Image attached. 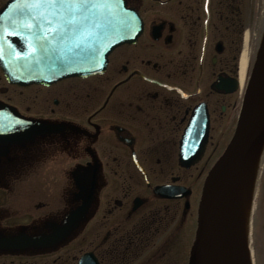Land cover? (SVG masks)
Masks as SVG:
<instances>
[{
	"label": "flooded vegetation",
	"instance_id": "1",
	"mask_svg": "<svg viewBox=\"0 0 264 264\" xmlns=\"http://www.w3.org/2000/svg\"><path fill=\"white\" fill-rule=\"evenodd\" d=\"M126 2L142 33L103 74L21 87L0 70V115L49 127L0 141V264H187L219 126L239 110L242 55L245 74L252 63V22L237 0ZM206 119L203 155L181 157L192 120Z\"/></svg>",
	"mask_w": 264,
	"mask_h": 264
},
{
	"label": "water",
	"instance_id": "2",
	"mask_svg": "<svg viewBox=\"0 0 264 264\" xmlns=\"http://www.w3.org/2000/svg\"><path fill=\"white\" fill-rule=\"evenodd\" d=\"M24 10V0H13L0 12V67L7 78L19 85H49L69 77H88L102 73L108 55L124 43H134L142 25L137 14L126 8L124 0H114L104 17L103 34L98 40H84L83 48L68 71L53 67V58L63 50L62 44L51 41L49 50L41 51L25 25L32 23ZM42 11V10H41ZM131 21L130 30H123L120 21ZM111 27H107V25ZM15 33V34H12ZM68 55L67 52L64 53ZM18 121L15 128H19ZM195 128L204 122L195 120ZM200 134L190 133L183 139L198 145L196 155L203 152L207 127ZM16 134V133H14ZM18 136V135H14ZM184 145V144H183ZM264 148V25L251 77L241 104L237 124L230 142L209 171L203 184L198 206L197 228L190 249L188 264H251L243 236L236 188L240 172L250 158ZM178 187H158L154 192L176 198Z\"/></svg>",
	"mask_w": 264,
	"mask_h": 264
},
{
	"label": "snow or ice",
	"instance_id": "3",
	"mask_svg": "<svg viewBox=\"0 0 264 264\" xmlns=\"http://www.w3.org/2000/svg\"><path fill=\"white\" fill-rule=\"evenodd\" d=\"M114 0H24V10L32 23L24 27L39 44L41 51H47L51 41L62 44L63 50L53 58V67L59 71H68L84 40H98L97 32L103 34L104 17H110L108 11ZM41 10H44L41 12ZM131 21L122 19L120 27L130 30ZM111 27V25H107ZM15 34V33H12ZM67 52L68 55L64 53ZM3 125L0 124V127Z\"/></svg>",
	"mask_w": 264,
	"mask_h": 264
},
{
	"label": "rangeland",
	"instance_id": "4",
	"mask_svg": "<svg viewBox=\"0 0 264 264\" xmlns=\"http://www.w3.org/2000/svg\"><path fill=\"white\" fill-rule=\"evenodd\" d=\"M239 2L240 11L242 12L243 21L246 24L251 22V17L254 16V22H252V27L257 36L259 32V23L261 21V11L263 8V0H237ZM231 127H227L223 131V125L219 126L218 137L222 132H224V139L221 143V147L225 145L228 141V137L231 134L233 124ZM225 123V122H224ZM263 166H264V157H263ZM263 168V167H262ZM260 178L258 179V186L256 189L255 200L252 209V220H251V230H250V252L252 256L253 264H264V179L263 173L264 169H261ZM194 224L191 223V233L193 231ZM176 260H178L176 258ZM182 264V263H181Z\"/></svg>",
	"mask_w": 264,
	"mask_h": 264
},
{
	"label": "bare ground",
	"instance_id": "5",
	"mask_svg": "<svg viewBox=\"0 0 264 264\" xmlns=\"http://www.w3.org/2000/svg\"><path fill=\"white\" fill-rule=\"evenodd\" d=\"M264 17V0L262 8V20ZM245 56L242 57L240 64V84L244 77ZM263 152V147L261 148ZM254 154L248 163L244 166L238 177L236 188V205L238 208V216L240 219L241 230L247 243L249 245L247 232L249 229L251 206L257 185V178L262 165V152Z\"/></svg>",
	"mask_w": 264,
	"mask_h": 264
}]
</instances>
